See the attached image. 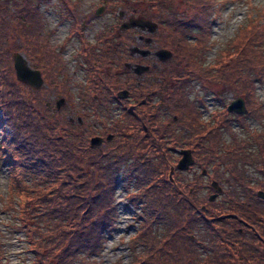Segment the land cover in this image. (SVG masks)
Returning a JSON list of instances; mask_svg holds the SVG:
<instances>
[{
  "label": "trees",
  "instance_id": "trees-1",
  "mask_svg": "<svg viewBox=\"0 0 264 264\" xmlns=\"http://www.w3.org/2000/svg\"><path fill=\"white\" fill-rule=\"evenodd\" d=\"M47 1L0 0V121L10 129L0 140V161L9 165L11 197L20 200L17 217L38 263L99 264L91 259L118 219L117 175L125 166V178L135 179L128 203L140 209L132 264H264V102L257 95L264 84V4L245 0V21L207 62L217 44L213 24L229 0H185L183 16L174 11L176 0H145L158 25L154 41L172 58L150 67L165 72L156 82L137 86L136 75L125 74L137 31L117 32L119 23L100 30L93 45L82 38L92 20L82 24L77 2L60 0L72 21L66 43L80 39L85 82L75 94L63 51L46 34L40 10ZM17 53L41 72L43 88L17 80ZM194 81L205 95L226 86L247 113L233 115L221 100L222 109L204 121L198 106L205 100L189 98ZM122 91L133 101L120 99ZM60 99L66 106L58 109ZM249 120L262 128L251 129ZM235 122L248 133L238 134ZM94 137L103 139L99 147L91 146ZM184 149L194 160L188 171L196 172L189 178L175 170L171 182ZM213 182L223 190L214 201Z\"/></svg>",
  "mask_w": 264,
  "mask_h": 264
},
{
  "label": "rangeland",
  "instance_id": "rangeland-1",
  "mask_svg": "<svg viewBox=\"0 0 264 264\" xmlns=\"http://www.w3.org/2000/svg\"><path fill=\"white\" fill-rule=\"evenodd\" d=\"M75 1L78 4L80 17L83 18L85 16H90L93 20L92 26L85 32L86 38L93 45H96L95 42L97 41V34L100 30L109 29V27L111 28L112 26H118L119 23L123 24L130 19L140 18L151 21V19L146 15V13L151 14V12H149L150 9H152L151 3H147L145 0H126L124 4L120 0ZM176 1L178 2V7L177 9H174V11L178 16H183L187 8L186 1ZM252 2L256 5L264 4V0H252ZM249 9L250 6L245 0H229L226 2L225 6H223L221 10L220 17L213 24L212 40L217 41V44L208 52L207 62L213 61L219 54L220 50L225 48L226 43L234 37L237 29L245 21L246 14ZM40 11H42L45 16L46 34L50 38L51 45L55 46L57 51H63V58L68 63L69 75L72 78V81L77 83L76 85H72V91L77 94L80 88L78 83L84 84L85 82V71L83 68L79 67V63L77 61V56L79 55L78 52L80 50V42L74 38L71 42L66 43V39L71 31L72 21H65L64 17H66V11L64 7H62L60 0H48L47 2H44ZM98 12H100L99 15H97ZM115 30L119 32L121 29L119 28L117 30L115 27ZM134 30L139 32H137L134 36L136 45L131 47L133 49L132 56L137 57V52L141 53V51L146 53H141L143 56H147L150 54V50L147 49L148 46L153 50L155 48H159L157 44V47L154 44V35L156 32H154V34H150L143 33L137 29ZM138 34L143 36L146 34V39L144 41L148 44V46L142 45L143 43L141 39L136 38ZM116 42L119 43V41ZM136 48L138 50H135ZM142 48H144V50ZM160 51H158V53ZM158 53L156 54L158 59L157 63L154 59L148 60L147 67H149V70L150 67H153V63L157 64L154 68H158L159 64H163L171 59L170 57L166 60H161ZM22 55L27 60L26 56L24 54ZM139 57L140 56H138V58ZM127 67L134 71V64L130 63ZM157 71L160 72L158 75H161L162 73L165 74L164 71ZM141 74H143V72ZM135 75L137 78V75L139 74L135 73ZM149 77H151L150 74ZM153 78L155 80V76H153ZM143 84L151 85V82H144L140 85ZM140 85L137 83V86ZM257 95L259 99L264 102V84L258 86ZM197 97L203 98L206 102L205 105L198 106L204 121L210 120L213 113L222 109V103H220L221 100L228 103L229 106L233 101L238 99L235 98L230 89L226 86L224 87V85L213 86L212 91L205 95L201 89L200 83L194 81L193 89L189 93V98L194 101ZM75 100L76 102L79 101L77 98ZM64 106H66L65 102L62 107ZM114 111V115L119 113V110L117 109ZM248 122L250 123V128L253 130H260L262 128V125L257 121L249 120ZM5 125L6 124H3L0 121V140L2 139L3 132L5 134L10 133V129ZM233 128L241 136L248 133V130L241 128L237 122L234 123ZM225 138L227 142L231 139L227 133L225 134ZM126 169L127 167L124 166L117 175L118 183L116 186L115 204L118 208V219L115 222L114 228L106 233V242L101 254L94 256L91 259L97 261L99 264H132L135 260L130 243L139 227V224L134 221L136 218L134 215L138 214L140 209L128 203V194L135 191V179L125 178L124 170ZM9 172V165L0 161V252L2 253L0 264H39L37 257L33 253L31 243L28 240V235L26 233L27 230L23 227V224L17 217L20 213V200L16 193L13 198L11 197V192L9 190ZM195 172L196 170L191 172L187 170L185 175L191 178ZM139 248L140 247L137 248V251H140Z\"/></svg>",
  "mask_w": 264,
  "mask_h": 264
},
{
  "label": "water",
  "instance_id": "water-1",
  "mask_svg": "<svg viewBox=\"0 0 264 264\" xmlns=\"http://www.w3.org/2000/svg\"><path fill=\"white\" fill-rule=\"evenodd\" d=\"M100 12L97 13L99 15ZM158 28V25L154 22H151L149 20H144V19H130L127 22H124L121 26L120 29L122 31L124 30H129V29H137L140 30L144 33H150L154 34ZM135 50H138L137 48ZM141 53L146 54L144 51H141ZM158 56L161 60H166L171 56L170 52L167 51H160L158 53ZM14 60V69L16 72V78L19 82L23 83L24 85L29 86L30 88L34 90H40L44 86V80L42 78V74L40 71L33 69L30 67L29 63L25 59V57L20 54H14L13 56ZM149 67L147 66H135L134 72L137 74H141L144 71H148ZM128 96V92H119L118 97L120 99H126ZM65 100L60 99L57 102V108L61 109L62 105L64 104ZM145 102V101H143ZM133 107H131L132 109ZM228 112L234 115L238 116H243L247 113L245 102L243 98H238L235 101H233L229 106H228ZM109 139L112 138L110 135L108 137ZM103 142V139L101 137H94L91 139V146L93 147H99ZM181 158L179 159L178 163L176 166H171L170 172H169V179L171 182H173V174L175 170H180V171H187L190 169V167L194 164V160L192 157V152L190 150H181L180 151ZM206 173V171H204ZM213 188L217 191L212 197L211 200L214 201L216 197L222 193V188L219 186L217 182L212 183ZM261 199H264V193L259 194Z\"/></svg>",
  "mask_w": 264,
  "mask_h": 264
},
{
  "label": "flooded vegetation",
  "instance_id": "flooded-vegetation-1",
  "mask_svg": "<svg viewBox=\"0 0 264 264\" xmlns=\"http://www.w3.org/2000/svg\"><path fill=\"white\" fill-rule=\"evenodd\" d=\"M67 10L68 9H65V11L67 12ZM76 10H79V9H76ZM66 17H64V19H65ZM83 21H82V24H84L87 20H92L91 18H90V16H85V17H83ZM67 19H65V21H66ZM92 22H93V20H92ZM91 27V26H90ZM90 27H88V28H90ZM88 28H86L84 31H83V33H82V38L84 39V40H87L88 42H90L87 38H86V36H85V32H86V30L88 29ZM137 32H139V31H137ZM144 33V32H143ZM136 38H140L141 39V41H142V45H144V46H148V44L144 41L145 39H146V34H145V36H143V35H137V37ZM75 39H77L78 41H80V39L78 38V36L77 37H75ZM98 41H96L95 43H97ZM91 43V42H90ZM155 44V46H156V43H154ZM157 47V46H156ZM143 50H144V48H142ZM148 50H150V54H148L147 56H143L140 52H137V57H134V56H132L133 54H132V51H133V49L131 48L130 49V57H125V58H131L132 59V61H134V66H138V65H142V66H148L147 65V62H148V60L149 59H154V60H156V63L158 62V59H157V57H156V54L158 53V51H167V52H170L171 53V51H169L168 49H166V48H155L154 50L153 49H151V47H149L148 46V48H147ZM138 56H140L139 58H138ZM171 58H172V53H171V56H170ZM169 57V58H170ZM156 63H153L152 64V66L154 67V66H157V64ZM128 64H130V63H125V66H127ZM127 73H134V71L133 70H131V69H129L128 71H126L125 72V74H127ZM135 74V73H134ZM149 74L151 75V77H149ZM158 74H160V72L159 71H157V70H148V71H145V72H143V74H141V75H137L138 77L137 78H135V82H137L138 83V85H140L141 83H144V82H151V83H154V82H156V80H154V78H153V76H156V75H158ZM162 74H164V73H162ZM160 81H162V79H159ZM125 101H127V102H132L133 100L131 99V97H130V94H129V92H128V96H127V98L126 99H124ZM180 158H181V156H180Z\"/></svg>",
  "mask_w": 264,
  "mask_h": 264
}]
</instances>
